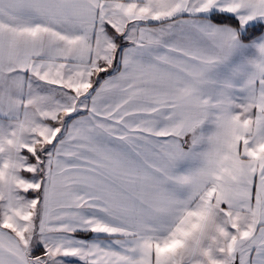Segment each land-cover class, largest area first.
<instances>
[{"label": "snow or ice", "instance_id": "6c2138e0", "mask_svg": "<svg viewBox=\"0 0 264 264\" xmlns=\"http://www.w3.org/2000/svg\"><path fill=\"white\" fill-rule=\"evenodd\" d=\"M0 264H264V0H0Z\"/></svg>", "mask_w": 264, "mask_h": 264}]
</instances>
